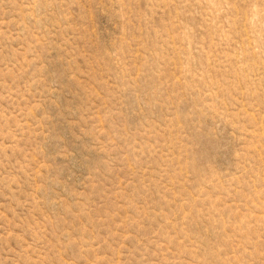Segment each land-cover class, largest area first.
<instances>
[{
  "label": "rangeland",
  "instance_id": "374dc122",
  "mask_svg": "<svg viewBox=\"0 0 264 264\" xmlns=\"http://www.w3.org/2000/svg\"><path fill=\"white\" fill-rule=\"evenodd\" d=\"M0 264H264V0H0Z\"/></svg>",
  "mask_w": 264,
  "mask_h": 264
}]
</instances>
